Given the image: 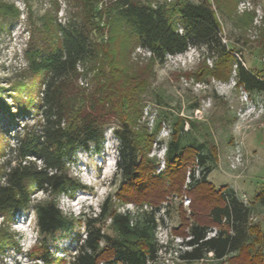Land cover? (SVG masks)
<instances>
[{
    "label": "trees",
    "instance_id": "trees-1",
    "mask_svg": "<svg viewBox=\"0 0 264 264\" xmlns=\"http://www.w3.org/2000/svg\"><path fill=\"white\" fill-rule=\"evenodd\" d=\"M98 2L81 0L82 14L78 19L54 24L50 27L53 31H32V39L38 37L28 58V70L34 79L11 88L12 105L0 98L1 135L16 128L23 117L38 116L31 125H22L13 144L1 149L3 222L7 224L17 211L31 206L43 236L35 256L44 264L54 261L47 237L57 230L71 229L72 223L57 199L61 194L84 189L70 174L75 153L98 152L105 128L111 125L116 140L115 173L120 181L117 195L121 201L157 207L168 195L180 194L188 166L195 159L200 177L195 179L194 166L190 167V214L179 207L180 223L173 228L176 234L190 236L185 243L191 248L179 255L182 261L197 264L212 252L216 262L226 257L230 264H264V229L259 221H253L257 207L264 205V184L251 203L240 199L232 188L214 187L207 180V162L216 156L214 146L204 153V143L189 142L193 126L190 116H181L179 109L174 113L169 102L150 89L149 65L138 67L128 58L135 47L149 51L150 60L158 63L190 47L202 48L216 56L212 76L227 80L234 66L235 84L249 94L264 91V73L245 67L228 49L222 40L217 10L207 0H112L108 6L96 9ZM86 8L91 16L86 14ZM0 14L3 22L9 20L8 25L18 15L15 8ZM92 16L103 18L100 31L91 25ZM97 33L106 39L96 40ZM80 63L92 71L87 88L76 83ZM33 91L39 93L37 99ZM148 96L158 108L151 131L138 124L142 102ZM197 106L193 103L189 109H198ZM162 122L171 131L165 150L166 168L154 173L155 158L148 153ZM37 191L45 198L32 203ZM156 225L153 210L135 214L116 211L107 196L98 213L85 219L83 236L74 234L76 246L70 264H152L160 247ZM5 227H0V250L12 239ZM212 227H217L216 234L206 238Z\"/></svg>",
    "mask_w": 264,
    "mask_h": 264
},
{
    "label": "rangeland",
    "instance_id": "rangeland-1",
    "mask_svg": "<svg viewBox=\"0 0 264 264\" xmlns=\"http://www.w3.org/2000/svg\"><path fill=\"white\" fill-rule=\"evenodd\" d=\"M0 13L6 9L15 8L18 15L11 24L3 22L0 28V98L7 104L12 105L13 99L11 88L20 82H26L33 78L28 70V58L34 50L38 37L32 39L31 33L45 30L54 24H63L74 21L81 17V0H0ZM112 0H99L96 9L104 8ZM173 3L175 0H154ZM199 2L201 0H189ZM217 10L221 25L222 40L232 51L233 55L241 60L243 65L255 73H264V0H207ZM1 3V2H0ZM81 11V12H80ZM87 11V8L86 10ZM86 14L92 15L88 11ZM1 15V14H0ZM90 23L95 30L103 26L102 17H91ZM104 28V27H103ZM51 31L52 28H50ZM100 31V30H99ZM102 33V32H101ZM94 38L99 41L106 39L104 34L97 33ZM151 56L143 50L135 47L129 54V61L138 67L150 66L151 77L149 78L150 89L160 93L175 109L180 107L182 116L188 115L191 119H210L213 114L223 113V101L228 103V109L233 112L230 127V146L225 154L229 170L242 176L245 180L246 174L254 183L248 185L246 194L239 197L248 203L253 201L254 191L264 184V93L244 94L242 87L235 84L234 66L231 76L227 80L219 79L210 74L217 66L216 56L205 52L200 48H188L184 53L167 56L162 63L150 60ZM79 72L76 83L84 88L89 87L92 71L85 64L77 66ZM34 79V78H33ZM39 93L32 92L37 99ZM199 102V108L189 110V105ZM146 106L148 115L157 112V106L151 97L142 102V116L138 124H143L145 115L143 108ZM13 107V106H11ZM241 109V112L239 111ZM33 112V110H32ZM174 112V113H175ZM38 119L35 114L23 117L17 122V127L9 128L6 136L0 134V163L4 156L1 149L14 143L15 135L21 131L24 123L31 125ZM3 122H0V126ZM111 125L105 128L103 144L98 152L75 153L73 163L70 165V174L83 185L84 189H77L71 194L59 195L57 202L61 211L72 218L71 229H60L48 236V249L54 259L48 264H70L71 255L74 253L76 240L74 234H84L85 219L98 213L100 206L107 196L111 197V203L116 211L129 209L131 213L136 211H149L147 203L138 204L132 201H121L118 199L119 176L115 173L116 140L110 131ZM1 129V128H0ZM1 136L2 139H1ZM239 142L242 148L243 162L236 168L229 165V156L233 146ZM246 145V146H245ZM155 146L151 145V149ZM259 147L256 157L252 155L251 149ZM151 149L148 156L156 153ZM151 152V154H150ZM255 158V159H254ZM255 161H254V160ZM195 159L189 164L188 169L193 167ZM154 173L156 163L154 164ZM166 168V164H165ZM164 168V170H165ZM163 170V171H164ZM246 177V178H245ZM247 180V179H246ZM245 180V181H246ZM210 181L214 187L231 183V179L225 173H221L213 167L210 173ZM244 181V182H245ZM247 184V182L245 183ZM258 190V189H256ZM188 190L168 195L166 199L167 217L169 224L166 229H160L156 235L159 240L169 239L172 248L178 242L173 228L180 223L179 207L189 215L191 208L183 203V196L188 195ZM45 198L41 191L32 195V203ZM31 203V204H32ZM144 204L147 207L144 208ZM137 207V208H136ZM187 207V208H186ZM139 208V209H138ZM138 209V210H137ZM253 221H259L264 229V205L258 206L253 214ZM108 220L105 222V225ZM12 234L11 242L0 250V264H44L35 256L41 245L43 236L38 232L36 216L31 206L17 211L13 219L5 224L0 216V227ZM18 248V250H17ZM165 260L170 258L169 254H161ZM169 259V260H170ZM230 264L229 259L227 258ZM160 264V263H152ZM178 264H194L192 262L180 261ZM204 264H222V262L206 261Z\"/></svg>",
    "mask_w": 264,
    "mask_h": 264
},
{
    "label": "built area",
    "instance_id": "built-area-1",
    "mask_svg": "<svg viewBox=\"0 0 264 264\" xmlns=\"http://www.w3.org/2000/svg\"><path fill=\"white\" fill-rule=\"evenodd\" d=\"M140 50H143L144 52H146L148 55H150L149 51H146L144 49H141L139 47H137ZM178 55V54H177ZM168 56H172V55H168ZM174 56V55H173ZM264 61V59H263ZM243 92L245 95H247V92L242 88ZM147 107L145 105V107L143 108L145 115H147V117L143 115V118L145 119V126L147 127V129L149 131H151L153 124H154V120H155V116H156V112H151L148 115V111H147ZM241 112V109L239 110ZM170 127L167 123L162 122L160 124L159 130L155 136V139L153 141V145L155 146V148L151 149L152 150H156V153L151 154V156H153L155 158V163H156V173H160L164 170L165 168V164H166V159H165V150H166V143L170 137ZM232 153L229 156V165L231 168H236L237 165H241L243 162V155H242V148L239 142L235 143V145L233 146V149L231 150ZM190 172H191V168H189L186 171L185 174V180L182 186V190L183 192H185L187 190V187L190 183H192V179L190 176ZM200 177L199 175V167L197 166V164H194V178L198 179ZM236 195L239 197V195L236 193ZM179 196V194L177 195ZM240 198V197H239ZM183 203L189 207L190 204V198L187 197L186 195L183 196ZM241 199V198H240ZM243 200V199H242ZM244 202H246L245 200H243ZM166 199H164L157 207H153V206H149L150 210L154 212L155 214V219L157 222L156 228H155V237L156 240L158 242V244L160 245L158 251H157V256L155 258V260L153 261V263H160V264H178L180 261H182L180 259V253L183 250H188L191 248V246L187 245L185 243V241H187L190 236H182L180 234H177L175 237L177 238L178 242L175 244V247H171L172 246V241L169 239H165L163 241L159 240L156 233L160 230V229H166L168 224H169V219L167 217V207H166ZM144 208L147 207V204L143 205ZM137 208V207H136ZM187 208V207H186ZM139 209V208H138ZM137 209V210H138ZM130 212L129 209H126L122 212ZM121 212V211H120ZM138 212V211H136ZM188 213H190V209L188 210ZM133 214V213H132ZM217 232V227H212L210 228L207 232H206V238H209L211 236H214ZM161 254H169L171 256V259L169 260L168 258H166L165 260H163L161 257ZM206 261H214L213 259V255L212 252H208L207 256L205 258H201L197 264H204ZM222 264H229L226 257L222 258L221 260Z\"/></svg>",
    "mask_w": 264,
    "mask_h": 264
},
{
    "label": "crops",
    "instance_id": "crops-1",
    "mask_svg": "<svg viewBox=\"0 0 264 264\" xmlns=\"http://www.w3.org/2000/svg\"><path fill=\"white\" fill-rule=\"evenodd\" d=\"M255 93V92H254ZM256 93H264L262 92H256ZM194 103H198L199 107V102L194 101ZM193 104V103H191ZM190 104V105H191ZM228 103L223 101L222 103V109L223 113L218 114L215 113L210 117V119H192V128L189 130V142L191 143H204L206 146L205 149L203 150L204 153H207L206 149H209V146H214L215 151H216V156L213 160H209L207 163L210 166V170L207 176V180L211 183L210 181V173L212 171V168L215 167L217 168L221 173H225L229 179H231V183L229 184H224L220 185L216 188H219L221 186H226L228 188H232L238 195L240 194H246V190L248 189V185H250L253 180L248 177V174H246V181L243 180L242 176L238 175L236 177L235 173H233L231 170H229L226 159H225V154L227 150L229 149L230 146V127L233 119V112L228 109ZM165 109V108H163ZM179 109V114L182 116L183 113H181L180 107L176 109V111ZM196 108L192 109L195 110ZM191 110V109H189ZM174 111V110H173ZM175 112V111H174ZM176 113V112H175ZM184 116V115H183ZM189 128V125L186 123L184 126V129L187 130ZM246 146V145H245ZM258 149L259 147H254L251 149V153L253 157L258 154ZM255 159V158H254ZM253 159V160H254ZM255 161V160H254ZM245 181V182H244ZM247 182V184H245ZM212 184V183H211ZM213 185V184H212ZM251 186V185H250ZM261 187V186H260ZM259 188L256 187V190L254 191V194L252 198L256 195V193L259 191ZM249 190V189H248Z\"/></svg>",
    "mask_w": 264,
    "mask_h": 264
}]
</instances>
